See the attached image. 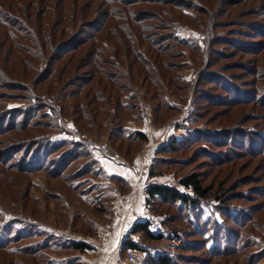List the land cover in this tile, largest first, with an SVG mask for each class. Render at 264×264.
Here are the masks:
<instances>
[{"label": "trees", "instance_id": "1", "mask_svg": "<svg viewBox=\"0 0 264 264\" xmlns=\"http://www.w3.org/2000/svg\"><path fill=\"white\" fill-rule=\"evenodd\" d=\"M178 23L207 34L204 54L194 57L183 51L177 53V45L197 49L177 35ZM210 31H214L212 37ZM226 47L253 54L251 64L240 68L251 79L240 86L232 80L242 78L227 76L220 66L213 70L216 59H227L223 53ZM175 57L195 64L203 58L204 73L201 74L211 76V80H202L229 96L235 94L225 104L229 108L251 103L260 107L261 111L252 119L264 125V0H0V165L7 169L18 166L26 173L46 171L54 179H63L77 192L79 185L74 180L92 174L100 165L88 148L94 141L87 136L113 144L119 142V149L123 148L124 141L139 145L149 139L141 130L129 132L124 120L136 108L138 88H145L146 97L151 94L152 98L162 101L168 87L176 89L175 68L181 64L174 61ZM9 100L21 104L10 107ZM167 103L158 105L162 110L167 108ZM79 127H85L87 134ZM232 131H226L224 136L230 139ZM63 133L78 138L57 140L56 136ZM259 138L261 148L243 151L235 146L230 156L222 150L214 152L204 147L198 150L206 152L218 165L229 163L231 156L236 159L246 155L259 156L264 162V136ZM253 141L250 139L249 143ZM204 142L215 147L228 143L209 139ZM183 147L174 138L161 145L158 153H174ZM133 154L127 150L123 156L130 158ZM221 155L224 157L220 158ZM82 160V167L68 174ZM261 173L264 179V166ZM250 181L249 177L240 178L236 181L237 189L249 185ZM179 182L186 191L151 182L147 186V204L160 200L188 212L211 198L219 200L222 207L246 198L244 192L226 195L214 189L206 183L202 170L192 169ZM27 191L24 197L31 196ZM79 192L82 194L83 190ZM261 223L254 224L261 227ZM31 229L27 237L37 236L42 246L59 243L63 238L62 235L54 238L53 232L36 227ZM136 233L150 240L164 239L162 233L153 232L149 220H137L122 242L125 254L128 249H145L131 240ZM173 233L176 239L180 237L177 230ZM262 234L264 237V229ZM12 237L0 241V250H6L5 242ZM231 241L227 233L215 241L222 251L218 257L227 253L233 256L234 250L226 251L234 247ZM196 243L189 244L195 247ZM92 248L88 241L73 238L68 249L82 253ZM173 260L170 254L150 255L145 264H173Z\"/></svg>", "mask_w": 264, "mask_h": 264}, {"label": "rangeland", "instance_id": "2", "mask_svg": "<svg viewBox=\"0 0 264 264\" xmlns=\"http://www.w3.org/2000/svg\"><path fill=\"white\" fill-rule=\"evenodd\" d=\"M176 28L180 38L197 46V49L192 50L177 45V53L183 51L194 57L202 52L204 54L207 34L183 23H178ZM221 31L226 32L227 29ZM210 34L212 37L214 31H210L209 36ZM223 53L227 59H216L217 65L213 70L220 66L225 69L227 76L242 78L232 80L236 85L248 82L251 78L246 77V73H243L245 71L240 68L251 64L253 54L241 53L231 47L223 49ZM201 60L195 64L175 57L174 61L181 65L175 68L178 79L173 85L176 89L168 87L165 90L167 96L163 101L168 102V109L161 110V105L158 104L162 100L152 98L151 94L146 97L145 88H138L136 108L125 118L124 126L129 132H145L149 138L147 141L139 145L124 141L123 148L119 149V142L113 144L109 140L98 141L92 136L86 137L94 141L89 143L88 148L100 165L99 169H94L95 174L74 180L79 185V195L63 179H54L46 171L26 173L20 171L18 166L7 169L0 165V241L7 236H14L5 242L6 250H0V264H130L118 263L117 257L125 256L122 242L131 229L126 230L131 218L135 222L149 220L153 232L164 235L163 240H150L142 233L131 236L132 241L145 248L135 250L139 264L143 261L145 264L148 256L158 254H170L174 259L173 264H264L262 158L246 155L235 159L231 156L229 163L220 162L218 165L219 162L209 159L206 152L198 150L202 147L213 149L214 152L222 150L230 156L235 146L243 151L261 148L262 141L259 137L264 136V125L260 120L252 119L261 109L252 103L234 108L225 105L228 98L235 94L230 93L229 96L215 85L203 81L202 78L210 81L211 76L201 74L204 73V59ZM245 88L248 89L249 86L241 89ZM206 94L219 97L209 98ZM20 104L17 100L8 102L10 107ZM85 127L79 128L87 134ZM230 130H233V136L229 139L228 135H224ZM71 138L78 137L68 133L56 136L57 140ZM174 138L184 144L183 149L174 153H158L161 145ZM206 139L227 140L229 144L215 147L204 142ZM250 139L254 140L252 144L249 143ZM105 145L115 148L122 161L108 156L104 150ZM127 150L130 154L134 153L132 157L123 156ZM3 156L5 158L6 154ZM223 157L221 155L220 158ZM101 158L122 165L128 170L129 176L108 172L101 164ZM83 163L84 160L74 164L68 174H74ZM144 168H148L147 176L144 182H140L139 176ZM192 169L202 170L206 183L211 184L214 189H220L226 195L244 192L246 198L234 200L228 207H222L219 200L211 198L201 201L195 210L188 212L181 206L165 204L160 200L147 204V186L151 182L177 186L186 191L179 180ZM151 171L154 172L153 175ZM245 177H249L251 183L237 189L239 183L236 181L240 178L244 180ZM72 178L68 180L72 181ZM80 190H83L82 194ZM26 191L31 196L24 197ZM52 194L57 196L53 197ZM255 222H262L261 227L255 226ZM33 227L43 232H53V237L62 235L63 238L59 239V243H45L42 246L37 236L27 237ZM106 228L112 229H108V232ZM173 230L179 232L178 239L174 237ZM222 233H227L232 238L234 247L226 251L234 250L235 255L227 253L229 255L218 257L222 251H219L220 247L215 245V241H219ZM73 238H88L93 248L82 253L68 249L70 239ZM194 241L197 243L192 247L189 243ZM215 253L217 255L214 256Z\"/></svg>", "mask_w": 264, "mask_h": 264}, {"label": "built area", "instance_id": "3", "mask_svg": "<svg viewBox=\"0 0 264 264\" xmlns=\"http://www.w3.org/2000/svg\"><path fill=\"white\" fill-rule=\"evenodd\" d=\"M104 150L108 156L113 158L116 161L121 162L122 160H119L118 152L115 148H113L111 145H105ZM148 168H144V170L141 172L139 176V181L144 182L145 178L147 176ZM118 263L128 262L130 264H139L140 260L138 258L137 252L133 249H128L125 256H118L117 257Z\"/></svg>", "mask_w": 264, "mask_h": 264}, {"label": "crops", "instance_id": "4", "mask_svg": "<svg viewBox=\"0 0 264 264\" xmlns=\"http://www.w3.org/2000/svg\"><path fill=\"white\" fill-rule=\"evenodd\" d=\"M100 161H101V164L105 167V169L108 172H110L112 174H120V175H123L125 177L129 176L128 170L125 167H123L122 165H118L117 163L111 161L110 159H103V158H101ZM134 222H135V220H132V218H131L130 221L127 222L126 230L130 229L132 227V225H133ZM123 227H121V229H123ZM106 229L109 232L108 229H112V228H106ZM119 231H120V229H119ZM111 234L112 233H110V235ZM83 239L86 240V241H88L89 243H91L88 238L87 239L83 238Z\"/></svg>", "mask_w": 264, "mask_h": 264}]
</instances>
